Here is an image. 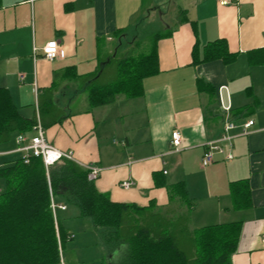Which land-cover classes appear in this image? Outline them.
Segmentation results:
<instances>
[{
    "label": "crops",
    "instance_id": "0c3cea01",
    "mask_svg": "<svg viewBox=\"0 0 264 264\" xmlns=\"http://www.w3.org/2000/svg\"><path fill=\"white\" fill-rule=\"evenodd\" d=\"M159 2L154 0L155 6ZM147 8L145 0H1L0 87L9 90L24 117L42 120L51 145L72 151L73 161L87 169L101 168L95 185L112 201L168 219L185 217L190 230L242 222L232 264H264V0L182 3V17L157 43L159 72L144 79V94L92 107L75 75L96 72L98 39L109 45L117 29L142 23ZM217 39L227 41L230 57L193 63L195 44L203 59L204 46ZM51 40L60 43L64 57L43 56L42 47ZM199 79L213 88L214 97L199 88ZM80 93L83 105L73 109ZM48 104L53 107L46 108ZM250 119L254 124L242 134ZM228 122L236 126L227 131L232 146L224 144L232 158L217 153L204 166L206 143L221 138ZM175 129L182 135L180 152H170ZM17 136L0 144V167L10 155L22 156L15 151ZM124 180L134 184L123 188ZM240 180L249 187L251 205L246 208L233 203L231 184ZM179 182L186 183L191 205L172 196L170 186ZM63 200H54L66 206L59 208L61 213L57 207L55 217L71 233L68 242L79 231L84 234L80 241L89 247L96 232L102 236L108 231L97 229L91 219L87 223L80 210ZM78 245L70 243L73 256ZM105 246L108 264L127 250L126 244L113 250ZM73 256L68 259L63 250L59 264H77Z\"/></svg>",
    "mask_w": 264,
    "mask_h": 264
},
{
    "label": "trees",
    "instance_id": "16d2710c",
    "mask_svg": "<svg viewBox=\"0 0 264 264\" xmlns=\"http://www.w3.org/2000/svg\"><path fill=\"white\" fill-rule=\"evenodd\" d=\"M126 32L127 29H117L111 38L120 41ZM170 33L167 28L157 32L148 50L136 53L132 47L122 55L112 52L96 72L82 78L75 75L85 85L90 105H105L118 96H142L144 79L159 72L157 43ZM104 40L98 39L100 51ZM199 55L196 43L192 51L193 63L228 59L227 41H211L203 48V59ZM105 74L111 77L104 80ZM198 82L201 90L209 91L214 97L212 87L200 79ZM47 107L53 106L48 104ZM35 123V118L21 114L9 90L0 87V144L10 141L13 134L31 131ZM88 173L87 168L65 158L46 167L40 156H31L28 163L20 156L0 167L3 182L0 189V264L61 262V254L72 235L61 219L56 221L50 187L54 200L60 197L77 205L80 217L91 219L97 229L108 230L103 236L112 250L127 245L121 264H232L242 222L190 230L185 217L168 219L150 213L145 207L112 201L97 189L95 181L89 180ZM170 192L172 196L179 195L186 204H192L185 182L171 185ZM231 192L235 208L251 205L247 181L232 183Z\"/></svg>",
    "mask_w": 264,
    "mask_h": 264
},
{
    "label": "rangeland",
    "instance_id": "374dc122",
    "mask_svg": "<svg viewBox=\"0 0 264 264\" xmlns=\"http://www.w3.org/2000/svg\"><path fill=\"white\" fill-rule=\"evenodd\" d=\"M159 5L155 6L154 0H145L146 6H148L147 10L143 13L142 23L135 22L134 25L130 29L127 30L123 40H116L115 38H111L109 41V45L105 44V40L102 43L103 49L100 54V61L97 66L103 67L105 60H107L108 51L115 52L118 49L117 55H122L126 50L133 47L134 52L138 53L141 50H148L150 45L152 44V40L157 32H161L165 30L168 26H175L176 17H182V11L180 10L182 3L187 4L190 0H160ZM120 44V46H118ZM136 47V50H135ZM110 49V50H108ZM112 54V53H111ZM106 73V72H105ZM111 76L109 74H105L104 80L109 79ZM83 94L80 93V97L73 103L72 108L75 109L77 107H81L83 105ZM16 134H13L11 140L14 139ZM116 141L119 140L118 137H115ZM19 157L18 154L10 155V158ZM3 184L0 179V186ZM57 203L59 200H57ZM65 201V200H63ZM67 206H71L73 209H77L79 212V207L75 204L67 203ZM58 213H61V210L58 208ZM87 223H92L90 219H87ZM90 229V228H89ZM92 229V228H91ZM90 229V230H91ZM77 230V229H75ZM94 231L91 233L94 234ZM77 233V238L75 240H71L66 243L64 248V255L70 259L72 257V251L69 250L70 243L78 242V250L76 254L73 256L77 264H108L109 263V251L106 248V244L103 239V235L101 236L98 231L95 233L96 241L93 245H89V247L83 245L85 242L80 241L84 234L79 231H75ZM87 235L89 233L87 232ZM94 239V238H93ZM125 257V253L120 257V255H116L114 259V264H121L123 258Z\"/></svg>",
    "mask_w": 264,
    "mask_h": 264
},
{
    "label": "built area",
    "instance_id": "2783aa9c",
    "mask_svg": "<svg viewBox=\"0 0 264 264\" xmlns=\"http://www.w3.org/2000/svg\"><path fill=\"white\" fill-rule=\"evenodd\" d=\"M232 0H220L221 4H229ZM37 50V49H35ZM42 54L48 60H54L57 58H62L65 55L64 49L57 40L48 41L42 47ZM254 124V120L250 119L242 125V134H247L249 128ZM236 126L232 122H228L225 126V133L221 138L210 141L205 145V151L202 156V164L207 166L215 161V155L217 153L223 154L226 158H232L231 153H226V146L224 145L228 142L229 146H232L231 139L232 135L228 134L227 131L235 128ZM31 134L29 133H19L17 136V148L15 151L22 153V158L26 163L30 161L31 156H40L42 157L46 167L52 166L61 159L74 160L72 151H62L55 146L51 145L46 138V130L42 125L40 118L37 117V121L32 127ZM184 148L182 147V135L178 129L172 131L171 140H170V152H180ZM89 180L95 181L98 179L101 168L98 166L88 167ZM134 182L132 180H124L121 182L123 188H130ZM52 209L55 211L56 208L65 209L66 206L60 204L57 205L53 200L52 189L50 187Z\"/></svg>",
    "mask_w": 264,
    "mask_h": 264
}]
</instances>
